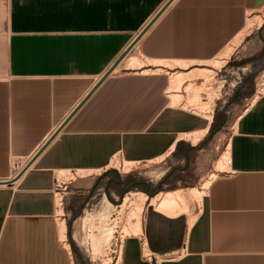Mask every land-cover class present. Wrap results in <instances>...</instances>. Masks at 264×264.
Listing matches in <instances>:
<instances>
[{"label":"crops","instance_id":"0c3cea01","mask_svg":"<svg viewBox=\"0 0 264 264\" xmlns=\"http://www.w3.org/2000/svg\"><path fill=\"white\" fill-rule=\"evenodd\" d=\"M240 1L173 0L93 89L168 0H0V264H81L69 220L91 192L73 182L64 192V241L57 170L108 169L116 154L164 156L173 189L193 187L202 169L193 154L214 120L170 104L171 71L205 65L223 47L244 23L239 10L226 12L233 27L224 37V4ZM130 54L146 62L130 67ZM189 59L187 68L150 61ZM250 60L240 58L238 68ZM200 130L197 143L186 137ZM229 160L191 225L190 209L169 216L147 203L143 232L122 240L121 264H264V91L238 117Z\"/></svg>","mask_w":264,"mask_h":264},{"label":"rangeland","instance_id":"374dc122","mask_svg":"<svg viewBox=\"0 0 264 264\" xmlns=\"http://www.w3.org/2000/svg\"><path fill=\"white\" fill-rule=\"evenodd\" d=\"M224 7H226V12L229 11L230 13H234L235 10H239L240 16H243L241 17L242 23L246 20L247 12L248 14L251 12L261 14L263 23L261 25L258 23L255 24L251 31L244 36L231 56L228 58L227 63H225L221 68H217L215 70V73L209 80L210 82H208V85L201 87L200 85L203 80L198 79L195 81L198 82V84L196 83V86L201 87L199 89V91H201L199 98L201 102H208L209 100L210 103V95H212V99L215 100L213 105L210 103L212 105L210 108L213 110L215 127L220 121L226 118V121L222 126L218 127L214 131H210L211 133L207 135L205 141L202 143V146L199 147L193 154L192 163L194 164V167H202L198 177L192 184V186L198 187H200L201 184L208 179L210 174L216 169V161L225 150L238 117L247 109L250 102L254 100V96H258L260 92L264 91V55L259 56L261 50H264V3L241 0L239 4L225 3ZM260 26V30L263 32L261 37L257 34ZM240 58L251 60L249 64L244 66V68H238L237 61ZM250 88H252V91ZM183 91L185 94L188 93L186 90ZM170 165L171 164L168 158H161L155 161L138 162L131 167L132 170L130 172H123L110 165L108 169L106 168L100 171L86 173H80L77 170L72 171L74 176L70 177V179L66 181L68 188H64L65 184L62 183L61 193H58L57 195H65L64 192L72 190L73 188L71 187V182H73V187L75 186L76 188L86 191L90 190L91 192V196L85 197L83 205L71 214L69 220V239L77 250V258L81 264H113L117 262L120 239L124 238L123 235L127 236V234H124L120 229L122 214H120L121 207L119 204H121L123 198L129 192L142 190L139 187L131 188V186L137 184V182H141L149 186V188H155L159 185L163 187V189L177 187L176 183L171 181V177H169L167 173ZM24 167L25 164H19L17 167V173H19ZM111 171L112 173H110ZM161 171H165L164 175L161 178H157L156 174ZM223 172L224 171H221L220 174ZM114 178L124 182V184L116 188L113 184ZM163 182H165L164 186L161 184ZM182 186L186 187L185 185ZM124 188H127V191H125L122 196L120 191ZM186 191H188L186 194L190 214L194 215L196 207L201 199L199 198V200H197L196 197L194 198L193 195L191 196L189 189H186ZM104 196H107L114 205V207L109 208L110 218L107 222L114 227L115 232L113 234L114 237H112L110 242H105L100 247V251H98L95 255L92 237L90 236L93 228L83 226L84 222L82 223L81 219L82 216L86 215V213L98 210ZM61 209H63V211ZM68 209L70 208L65 205L64 196L62 205L58 206V220L64 217L62 216L63 214H68ZM75 237L78 239L76 240Z\"/></svg>","mask_w":264,"mask_h":264},{"label":"bare ground","instance_id":"6f19581e","mask_svg":"<svg viewBox=\"0 0 264 264\" xmlns=\"http://www.w3.org/2000/svg\"><path fill=\"white\" fill-rule=\"evenodd\" d=\"M3 6L4 5H2V7ZM1 12L4 14L5 8H2ZM5 14H7V12ZM250 14H248L247 12L246 20L244 21V23L241 24L240 28L237 31H235L234 33H232L230 36H228L225 39L223 47L221 49H219L210 58H207L208 60L206 61H201L203 59L201 60L199 59L201 62H205L206 63L205 65H198V66L195 65V66L187 68L190 63L194 62L192 59H189V61L184 60L182 62L181 61L173 62V61H164V60H150L151 62H154V63H165L172 67L175 64H177V65L184 66V68H187V69H182V70H175L173 72L171 71L170 84H169L167 92L170 98V104L172 106H177L183 109L192 110L196 113H199L205 116L206 119L212 120L213 110L210 108V106H212L215 103V100H213L212 95H210L211 96L210 103L212 105L209 103V100L208 102H201V100L199 99L201 91H199V89L201 87H205L206 85H208V82H210L209 80L215 73V70L217 68H221L225 63H227L228 58L231 56V54L233 53L235 48L238 46V44L241 42V40L244 38V36L251 31L252 27L257 23L259 25L263 23V18L261 14L257 12H251ZM228 17L230 18H227L226 7H225L224 17H223V25H224L223 26L224 27L223 36L224 37H226V34H227L226 32L233 27L232 14H230ZM127 60L128 62L126 63L130 67L142 66L146 62V60L142 59V57L138 54H130ZM195 62H198V61H195ZM145 72H152V70H145ZM198 79L203 80L202 84L200 83L201 87L196 86V83L198 84V82H195V81ZM183 90L188 91V93L185 94ZM214 97H215V94H214ZM205 132L206 130H200V131H196L193 133H189L186 136L191 138L194 143H197L202 138ZM163 157H160L158 159H161ZM229 158H230V140L228 141L225 150L221 153L220 157L217 159L216 169L214 171L212 170L213 172L210 174L209 178L206 180L204 179L205 181L201 184L200 187L198 186L190 187L189 190H190L191 196L193 195L194 198L195 197L197 198V200H199V198L202 200V196L205 193L206 189L210 186L212 180L217 178L221 171L228 168ZM158 159H155V160H158ZM155 160H150V161H155ZM137 163L138 161H129V160L127 161L124 159H119L118 156H116L112 159L110 166L117 168L123 172H130L132 170L131 167ZM77 171L80 173H86V172H92V171H100V169L99 170L79 169ZM162 174H163L162 171L158 172L156 174V177L159 178ZM56 176L58 178V181L60 183H63V182H66L68 179H70V177L74 176V173L69 169H62V170L56 171ZM187 192L188 191H186L184 188L183 189L181 188L173 189L172 188L168 190H163L161 192H158L154 196H150L148 193L144 192L143 190H135V191L129 192L127 195H125L121 204H119V206L121 207L120 214H122L121 215L122 223H121L120 229L122 230L124 234H127V235H140L143 232V226H142L143 219L142 218H143V211L147 203H151L152 205L155 206L157 210L169 216H178L184 212H188L189 203H188L187 194H186ZM57 205L58 206L62 205L60 195L59 196L57 195ZM110 207H114L113 203L108 199L107 196H104V198L101 201L99 209L96 210L95 212L86 213V215L82 216V219H81L82 223L84 222L83 226H86L87 228L88 227L93 228L90 233V236L92 237L93 250H94L95 255L98 251H100V247L105 242L106 243L110 242L112 237H114L113 236L115 232L114 227L111 226L109 222H107L110 218L109 217ZM61 210L63 211V209ZM194 219H195V215H191L189 217V225L193 223ZM58 226H59V233H60L61 239L66 241L67 226H66V222L64 218H61L58 220ZM123 237H125V235H123ZM66 245L70 246L67 242H66ZM122 250H123V246L119 248L117 262L113 264H121L122 256H123Z\"/></svg>","mask_w":264,"mask_h":264},{"label":"water","instance_id":"95a60500","mask_svg":"<svg viewBox=\"0 0 264 264\" xmlns=\"http://www.w3.org/2000/svg\"><path fill=\"white\" fill-rule=\"evenodd\" d=\"M173 0H168V2H166L164 4V6L160 9V11L158 12V14L151 20V22L144 28V30H142V32L137 36V38L134 40V42L131 44V46L124 52V54L122 56H120V59L102 76V78L97 82V84L95 85V87L93 89H95L116 67V65L118 64V62L130 51V49L134 46V44L139 40V38L146 32V30L151 26V24L159 17V15L170 5V3ZM93 90H91V92H89L88 96L92 93ZM86 96V98L88 97ZM85 98V99H86ZM82 100V102L77 106V108L66 118V120L63 122L62 125H64L67 120L75 113V111L78 109V107L85 101ZM56 133V132H55ZM56 134H53V136L48 140V142L44 145L43 148H41V150L39 151V153L45 148V146L54 138Z\"/></svg>","mask_w":264,"mask_h":264},{"label":"trees","instance_id":"16d2710c","mask_svg":"<svg viewBox=\"0 0 264 264\" xmlns=\"http://www.w3.org/2000/svg\"><path fill=\"white\" fill-rule=\"evenodd\" d=\"M225 121H226V118H224V120L220 121L219 124H218L216 127H215V121H214L213 124H212V126H211L210 131H214V130H216L218 127L222 126V125L224 124ZM114 172H115V171H114ZM110 173H112V171H111ZM115 174H116V172H115ZM113 184H114V186L117 188V187L123 185L124 182H122V181L117 180L116 178H114V180H113ZM132 187H139V188H141L143 191L147 192L150 196H153V195H154L159 189H161V186H160V185L157 186V187H155V188H153V187H152V188H149V186H147V185H145V184H143V183H141V182H139V183L137 182V184L132 185L131 188H132ZM126 189H127V188H124V189H122V190L120 191V194H121L122 196H123L124 192L127 191Z\"/></svg>","mask_w":264,"mask_h":264},{"label":"built area","instance_id":"2783aa9c","mask_svg":"<svg viewBox=\"0 0 264 264\" xmlns=\"http://www.w3.org/2000/svg\"><path fill=\"white\" fill-rule=\"evenodd\" d=\"M116 156H118L119 159H123V157L121 156V154H116L114 157H116ZM114 157H113V158H114ZM228 163H230V160H229ZM108 168H109V166H108ZM24 169H25V167H24V168L18 173V175H19ZM75 171H76V170H75ZM61 190H62V183H60L59 181H57V191H58V193H61ZM63 198H64V195H61V201H62V203H63ZM122 240H123V239H120V245H119V248L121 247Z\"/></svg>","mask_w":264,"mask_h":264}]
</instances>
